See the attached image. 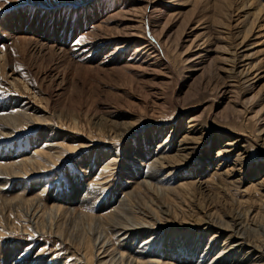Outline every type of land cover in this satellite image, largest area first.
<instances>
[{"label": "rangeland", "instance_id": "1", "mask_svg": "<svg viewBox=\"0 0 264 264\" xmlns=\"http://www.w3.org/2000/svg\"><path fill=\"white\" fill-rule=\"evenodd\" d=\"M66 144L89 147L54 162ZM18 162L0 264H96L103 241L110 264H209V217L264 242V0H0V165ZM142 222L161 230L126 237Z\"/></svg>", "mask_w": 264, "mask_h": 264}, {"label": "bare ground", "instance_id": "2", "mask_svg": "<svg viewBox=\"0 0 264 264\" xmlns=\"http://www.w3.org/2000/svg\"><path fill=\"white\" fill-rule=\"evenodd\" d=\"M134 36L135 37H140V36L143 37L142 34L140 35V34H138L136 32L135 26L132 25L131 29L128 32V37L129 38H134ZM150 50H151V47L149 46V44L143 43L140 47L137 48L136 51H138V52H141V51L149 52ZM238 140L239 139H237V141ZM187 141H188V139H187ZM62 146H63L62 149H60L59 151H56V153H54V154H57L56 155L57 157L54 159V162H56V163L63 156L65 151L75 152V151H77V150H79V149H81L83 147H89L88 145H84V144L83 145H79L77 147H72V146L69 147V145H67V144L66 145H62ZM52 154H50V155H52ZM39 155L45 156V152H41V154H38V156H35V154H34V155L30 156V158H26L25 161H24L25 163L29 164V166H32V165L39 166V167L32 168L31 170H33V171H35V170L38 171V170L44 169L43 167L45 166V168H46V166H47V165H44V163H42L41 161L37 160V157H39ZM23 165L24 164L22 162H18L16 165L4 166V168H2L3 167L2 165H0V170H1V172L3 170L5 174H9V175H12V176L13 175L14 176L15 175H21L22 173L25 174V173L31 172V170L28 169V168L27 169L26 168H21ZM19 166H20V168H19ZM19 170L22 171V172H19ZM148 176L153 177L152 174H149ZM68 203H69V201H68ZM57 205L56 206L53 205V207L49 208L50 211L53 214H58L59 215V214H61L63 212L67 213L69 211V210L64 211L65 210L64 207H60L59 205L58 206ZM66 208H69V206L66 207ZM208 219L209 220L207 221V223H209V222L213 223V226L216 225L218 227V229H220L217 232L216 235L212 236L211 240L214 239V236H219V234L220 235L225 234V236H226L225 240L223 242V247H221V251L218 253L217 256L215 255L212 258V261L209 264H264V246H263L264 242H261L260 244L251 243V241L246 239L247 237L244 236V233L240 232L239 228L237 230L233 231V229L231 227L224 226L221 223L220 224L219 223H215L214 219L211 218V217H209ZM55 220H57V219H55ZM151 229H153V230L157 229V231H158V230H161V227H160V225H158L156 223L142 222L139 225H135L134 227H132V229L130 231H127L126 237L128 235H131V234L140 235L141 233H146V232L148 233L149 231H151ZM55 236L58 237V238H61V240L63 239V241H66L69 244V236H66V235L63 234L61 226H59V225H58V227L56 229ZM235 238H238V240H235ZM232 239H234L235 241H233L232 243H231V241H228V240H232ZM91 242H92L93 249L95 250L96 246L93 243L92 239H91ZM105 244H106L105 241L101 242L100 247L99 248L97 247L98 248V253L97 254L93 253V255H92V251H91L90 253L86 252L84 255L86 257H88V258H89V256L90 257L93 256L95 258L94 261L96 260V264H110V257H109L110 256V252L108 253L109 250L107 249ZM88 248H89L88 250H90V246H88ZM243 249L244 250L246 249V251H245V253H244V255L242 257L239 258V257H236V256L233 255L235 252L242 251ZM145 250H146V248H143L142 250H140V253L146 254ZM153 254H161V253L159 252V253H153ZM120 256H121L120 260H121L122 264H132L131 261H127V256L125 255V253H121ZM191 261L195 262L196 264H202V263H200V260L191 259ZM136 262L138 264H153V263H157L159 261L155 260L154 258H151L149 260H144V261L143 260H136Z\"/></svg>", "mask_w": 264, "mask_h": 264}]
</instances>
